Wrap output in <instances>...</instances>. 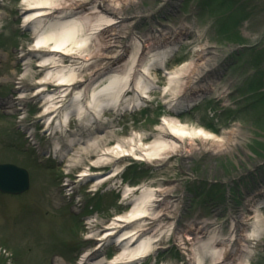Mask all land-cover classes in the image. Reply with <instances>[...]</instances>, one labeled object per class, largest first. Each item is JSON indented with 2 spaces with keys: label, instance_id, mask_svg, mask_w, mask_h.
Segmentation results:
<instances>
[{
  "label": "rangeland",
  "instance_id": "rangeland-1",
  "mask_svg": "<svg viewBox=\"0 0 264 264\" xmlns=\"http://www.w3.org/2000/svg\"><path fill=\"white\" fill-rule=\"evenodd\" d=\"M69 5L76 13L68 12L69 18L92 19L96 40L81 74L90 89L108 67L133 63L142 71L139 65L149 61V49L167 59L160 66L150 63L145 74L153 84L143 104L101 114L115 132L108 146L136 133L148 134L144 142L150 141L164 116L213 134L225 130L231 140L212 150L208 142L186 139V155L149 162L122 157L102 168L90 166L105 177L119 172L92 187V177L82 179L79 166L69 172L57 156L56 142L62 143L64 136L55 130L57 119L48 125L38 117L39 99L31 97L17 109L4 103L18 96L14 82L24 68L21 51L34 42L29 27L23 26L22 0H0V163L23 167L30 175L27 191L0 193V264H77L85 250L95 248H100L96 255L103 264L111 261L117 246L102 244L96 240L99 235L87 240L86 222L95 219L101 233L141 192L126 195L127 186L142 185L162 189L160 203H155L162 215L149 224L160 240L148 257L133 264H191L197 244L186 238L195 234L202 243L218 240L231 257L252 246L249 264H264V231L254 244L243 239L257 215L264 226V0H71ZM100 16L110 20L97 25ZM36 59L31 57L30 65ZM187 59L192 65L179 78L181 91L172 94L169 87L163 92L169 71ZM39 79L33 74L28 81ZM73 95L66 91L62 97L60 119ZM188 97L198 100L179 110L176 101ZM172 106L179 110L176 116ZM91 127L74 118L64 125L68 138L81 129L86 135ZM67 145L66 140L69 154L76 145Z\"/></svg>",
  "mask_w": 264,
  "mask_h": 264
},
{
  "label": "bare ground",
  "instance_id": "bare-ground-1",
  "mask_svg": "<svg viewBox=\"0 0 264 264\" xmlns=\"http://www.w3.org/2000/svg\"><path fill=\"white\" fill-rule=\"evenodd\" d=\"M112 1L117 3L119 0ZM69 2L71 0H28V4L34 5L33 7H29L23 2L21 8V17H24L23 26L29 27L33 34L34 44L30 49L21 51L24 68L22 74L17 78L18 80L16 79L17 81L14 82L18 96L4 102L9 108L17 106L15 108L17 109L24 107L25 103L32 98L40 100L41 109L38 117L46 118L48 125L57 119V121L55 120V130L64 136L61 139L62 143L60 139H58L60 144L57 140L55 148L57 156L61 157L69 172L74 166H79L81 168L79 176L82 179L92 177V187L99 188L101 183L116 177L119 172L114 170L105 177V175L102 176L101 170L93 171L90 166L102 168L109 163L116 164L122 157L149 162L168 158L174 154L186 155L183 145L186 139L193 143L198 139L203 143L208 142L210 143L209 148L212 150H221L223 145L230 142L231 137L226 138L225 130L221 134H213L203 127L183 123L176 117L164 116L160 124L156 126L154 133H151L150 141L144 142L148 134L136 133L125 138H116L114 147L108 146V140L113 134L115 135V132L111 129L110 119L103 120L101 114L104 111H113L117 114L122 106L133 110L136 104H143L144 99L149 97L153 84L145 74L148 72L150 63L153 61L154 64L160 66V62L165 63L167 59L164 60L165 55L161 59L160 52H154V48L149 49L148 53L151 55L149 61L140 62L139 65L143 68L142 71L135 69L136 66H133V63L113 69L108 67L104 73L97 75L102 79L90 89L91 84L84 85L85 81L81 74L82 70H86L89 66L91 44L96 40L95 32H91L92 19L86 15L69 18L66 15L68 12L72 13L71 15L76 14L70 5L67 7ZM28 17H33V19L29 21ZM95 20L99 25V22H108L110 19L100 16ZM38 43L41 45L39 48L36 47ZM31 57L37 58L34 65H30ZM191 65L192 60L187 59L169 71L168 86L161 90L166 92L170 87V92L176 94L178 86H182L179 78L188 73ZM204 68L206 69V67ZM33 74H39L40 79L32 83L28 80ZM94 77L95 75H91L92 80ZM30 90L32 92L28 93ZM66 91H72L74 100L71 102L69 100L70 103L63 106L62 110L64 111H62V119H60L58 113ZM129 92L132 94L130 95ZM194 100L198 99L196 97L180 99L176 101V105L179 110L189 108L194 104ZM172 107L169 108L170 112L176 116L179 110ZM69 118L80 120L85 126L92 127L87 130L86 135H82L84 129H81L82 131L73 132V135L68 138L66 135L68 130L64 128V125ZM197 131L204 132L206 136L195 135L194 133ZM99 132L104 134H97ZM177 133H188V135ZM66 140L71 147L76 145L69 154V151L66 150ZM88 160H91L90 163ZM68 186L70 185L68 184ZM136 189H141V192L133 197L129 210L124 214H116L110 223L102 228L101 233L96 229L97 221L95 219H89L86 222L88 231L85 238L87 240L99 235L96 240L102 244L111 243L118 248L117 254L105 264L138 262L148 257L160 240V237L157 236V229H149V224L152 222L151 220H156L160 214L162 215L163 209H156L158 203L155 205L160 201L158 197L162 189L159 186H127L124 194L134 196L133 191ZM256 217L251 229L247 230L243 237L245 242L250 241L251 244H254L259 238L260 232L264 228L259 215ZM196 228L202 230V227L197 226ZM254 231L257 232V236L250 239L249 234ZM193 237L187 236L186 238L187 240L193 239V244H197L193 247L191 264H249L251 256L249 253L253 252L252 246L251 248L246 246L244 251L238 252L237 257H231L234 254L228 252L224 247H219L218 240L208 239L207 242L202 243L198 241L199 235L195 234ZM99 249L85 250L77 264H103V257L97 258L96 255ZM132 257H136V259H132ZM206 261L208 262L206 263Z\"/></svg>",
  "mask_w": 264,
  "mask_h": 264
},
{
  "label": "water",
  "instance_id": "water-1",
  "mask_svg": "<svg viewBox=\"0 0 264 264\" xmlns=\"http://www.w3.org/2000/svg\"><path fill=\"white\" fill-rule=\"evenodd\" d=\"M28 188V174L12 164H0V190L20 193Z\"/></svg>",
  "mask_w": 264,
  "mask_h": 264
},
{
  "label": "snow or ice",
  "instance_id": "snow-or-ice-1",
  "mask_svg": "<svg viewBox=\"0 0 264 264\" xmlns=\"http://www.w3.org/2000/svg\"><path fill=\"white\" fill-rule=\"evenodd\" d=\"M23 2L24 3H26L27 4V6H29V7H33L34 5H32V4H28V0H23ZM33 19V17H28V20L30 21V20H32ZM26 23H27V21H26ZM41 45L38 43L37 45H36V47L37 48H39ZM177 134H181V135H188V133H177ZM195 135H197V136H206V134L204 133V132H202V131H197L196 133H194ZM262 231H264V229H262ZM255 236H257V232H252V233H250L249 234V238L251 239L252 237H255ZM142 254V253H141ZM132 259H136V257H132Z\"/></svg>",
  "mask_w": 264,
  "mask_h": 264
},
{
  "label": "clouds",
  "instance_id": "clouds-1",
  "mask_svg": "<svg viewBox=\"0 0 264 264\" xmlns=\"http://www.w3.org/2000/svg\"><path fill=\"white\" fill-rule=\"evenodd\" d=\"M253 238V237H252ZM256 238H258V237H256Z\"/></svg>",
  "mask_w": 264,
  "mask_h": 264
}]
</instances>
